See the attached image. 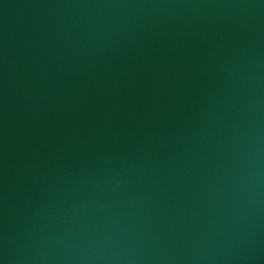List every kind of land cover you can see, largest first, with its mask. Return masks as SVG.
<instances>
[{"label": "water", "instance_id": "obj_1", "mask_svg": "<svg viewBox=\"0 0 264 264\" xmlns=\"http://www.w3.org/2000/svg\"><path fill=\"white\" fill-rule=\"evenodd\" d=\"M0 264H264V0H0Z\"/></svg>", "mask_w": 264, "mask_h": 264}]
</instances>
